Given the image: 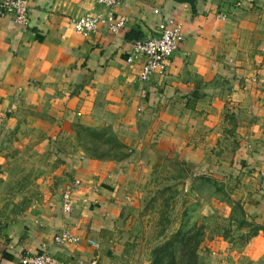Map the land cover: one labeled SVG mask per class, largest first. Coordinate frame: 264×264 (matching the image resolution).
I'll list each match as a JSON object with an SVG mask.
<instances>
[{
    "label": "crops",
    "instance_id": "0c3cea01",
    "mask_svg": "<svg viewBox=\"0 0 264 264\" xmlns=\"http://www.w3.org/2000/svg\"><path fill=\"white\" fill-rule=\"evenodd\" d=\"M28 1L26 24L0 14V161L12 132H44L59 166L2 231L0 264H19L26 251L66 264L126 263L108 234L121 214L118 177L102 157L63 144L75 141L77 126L111 127L128 144L139 129L144 147L157 135L159 147L173 151L189 141L190 184L244 175L253 207L264 208V0ZM87 14L123 15L127 25L84 37L73 22ZM167 15L182 24L184 40L166 69L143 80L132 43L155 34ZM75 178L73 208L64 213L61 195ZM64 229L79 240L57 243Z\"/></svg>",
    "mask_w": 264,
    "mask_h": 264
},
{
    "label": "rangeland",
    "instance_id": "374dc122",
    "mask_svg": "<svg viewBox=\"0 0 264 264\" xmlns=\"http://www.w3.org/2000/svg\"><path fill=\"white\" fill-rule=\"evenodd\" d=\"M76 129L75 141L63 144L102 157L118 177L121 214L108 234L122 264H264V208L255 210L256 193L247 190L244 175L213 184L202 180L195 187L187 166L189 141L173 151L168 143L160 148L157 135L144 147L139 129L131 144L121 142L111 127ZM29 133L12 132L0 161V235L41 191L38 181L50 180L51 169L59 166L51 142L42 140L45 133ZM161 246L166 252L160 255Z\"/></svg>",
    "mask_w": 264,
    "mask_h": 264
},
{
    "label": "built area",
    "instance_id": "2783aa9c",
    "mask_svg": "<svg viewBox=\"0 0 264 264\" xmlns=\"http://www.w3.org/2000/svg\"><path fill=\"white\" fill-rule=\"evenodd\" d=\"M107 5H119L121 0H98ZM155 14H160L159 9L154 10ZM0 14L11 15L14 21L20 24H26L29 21L30 5L28 0H0ZM127 25L125 16H104L101 14H87L74 20L73 27L75 32L80 33L84 37H90L101 26L106 27L112 32H119ZM155 34L146 38H139L133 41L131 47V55L140 57L143 65L140 78L148 80L155 71L164 70L169 66L171 58L175 51L178 50L184 40V31L182 24L171 15L161 16L156 22ZM80 184V179L75 178L66 183L62 195L61 206L64 213L71 212L73 191ZM79 239L64 229L55 235L57 243L71 242L75 243ZM87 241L95 246L98 243L93 239ZM19 264H66L57 259L48 252L33 253L26 251L21 255ZM89 264H100L97 258L89 261Z\"/></svg>",
    "mask_w": 264,
    "mask_h": 264
},
{
    "label": "trees",
    "instance_id": "16d2710c",
    "mask_svg": "<svg viewBox=\"0 0 264 264\" xmlns=\"http://www.w3.org/2000/svg\"><path fill=\"white\" fill-rule=\"evenodd\" d=\"M175 1H177V2H181V1H189V2H191V3H194V1L195 0H175ZM139 39V38H138ZM167 245H170L169 243L167 244ZM166 245V246H167ZM166 246H161V248H158L159 249V251H160V255L161 254H163L164 252H166ZM187 252V251H186ZM186 252H185V254H186Z\"/></svg>",
    "mask_w": 264,
    "mask_h": 264
}]
</instances>
